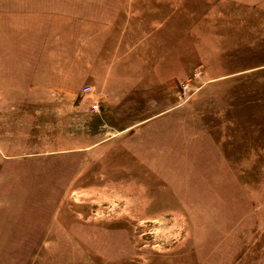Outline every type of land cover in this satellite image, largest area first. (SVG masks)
Listing matches in <instances>:
<instances>
[{"label": "rangeland", "instance_id": "obj_1", "mask_svg": "<svg viewBox=\"0 0 264 264\" xmlns=\"http://www.w3.org/2000/svg\"><path fill=\"white\" fill-rule=\"evenodd\" d=\"M0 264H264V0H0Z\"/></svg>", "mask_w": 264, "mask_h": 264}, {"label": "built area", "instance_id": "obj_2", "mask_svg": "<svg viewBox=\"0 0 264 264\" xmlns=\"http://www.w3.org/2000/svg\"><path fill=\"white\" fill-rule=\"evenodd\" d=\"M87 89H88V87L85 88V90H87ZM95 107H96V106H95Z\"/></svg>", "mask_w": 264, "mask_h": 264}]
</instances>
